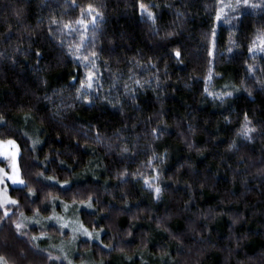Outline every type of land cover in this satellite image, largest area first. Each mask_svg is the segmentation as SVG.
Listing matches in <instances>:
<instances>
[{
  "label": "trees",
  "instance_id": "obj_1",
  "mask_svg": "<svg viewBox=\"0 0 264 264\" xmlns=\"http://www.w3.org/2000/svg\"><path fill=\"white\" fill-rule=\"evenodd\" d=\"M143 2L159 5L153 11L161 36L170 28L177 34L154 36L137 0H76L99 7L104 17L96 31L102 87L88 103L76 91L83 67L48 35L50 16L79 17L71 0H0V140L19 146L21 174L35 192L10 187V196L29 217L37 209L48 217L50 203L60 202L100 234L97 242L79 244L78 261L86 252L95 264H264V86L256 83L264 72L254 78L247 70L264 68L260 54L248 52L264 32V10L226 9L216 22L217 0ZM213 28L214 59L208 55ZM78 39L73 34L66 43ZM205 87L232 95L214 99ZM245 114L256 128L251 142L238 135ZM153 129L164 132L156 138ZM124 145L129 152L121 154ZM138 171L159 173V200ZM23 231L0 225V255L9 264H68L48 259L51 252L37 244L42 236L68 240V231L56 225Z\"/></svg>",
  "mask_w": 264,
  "mask_h": 264
},
{
  "label": "snow or ice",
  "instance_id": "obj_2",
  "mask_svg": "<svg viewBox=\"0 0 264 264\" xmlns=\"http://www.w3.org/2000/svg\"><path fill=\"white\" fill-rule=\"evenodd\" d=\"M217 3L220 5V7L216 10V14L214 17V20L216 22L221 21L222 16L226 17L227 12L226 9H230L232 12H235L237 8L244 7V8H251V9H261L264 10V0H258V2H253V0H235V3H225V0H217ZM71 4L75 6L79 10V17L75 19H57L55 16L49 17V26H48V35L52 37L53 39H59V43L62 47L68 48V55L71 56L75 61L79 62V66L83 67L84 73H83V79H80L76 81L79 84V87L76 89V91L80 94L77 98H83L88 103H91V99L89 97L93 93H98L99 89L102 87V85L99 83L100 80V72L98 68V61L101 59V55L99 52L96 51V31L99 28V22L104 19L103 13L100 10L99 7L93 5L92 3H88L84 6H80L76 3V0H71ZM169 6L170 5H166ZM159 5L156 4H145L143 0H137V8L139 15L146 23L150 22L151 24V30L153 32V35L156 37H159L161 40H167L174 35L177 34L176 28H170L168 30L164 31L163 36L160 35L161 29L157 27V15L153 11V9L158 8ZM23 9H18L16 12L17 17H21L23 14ZM183 16V13H177V19L179 20ZM237 17H232V19H236ZM224 23H230V20L225 18ZM89 26H91V32L92 36L89 38ZM27 30V29H25ZM75 34L79 37L78 40L74 41H67L66 43V37L72 36ZM216 29L213 28L210 33L209 37V44L210 49L208 51V55L210 57H213L214 59V51L216 47ZM232 43V41H230ZM229 52L232 51L231 48L228 49ZM19 51V49H17ZM248 52L255 58L257 54H260L261 59H264V32H260L256 38L251 42L250 46L248 47ZM35 55L39 57L41 53L39 51L35 52ZM173 55L176 57L178 62L181 58V52L178 48L173 49ZM39 62V61H38ZM211 64V61H209ZM137 66H139V61H137ZM249 74H252L255 78V73L257 71L264 72V68H258L253 65H248L247 68ZM74 80H76L75 77H73ZM212 79V68L210 67L208 70V76L207 80ZM41 83H46L45 81H41ZM134 83L138 85L139 87H143V84L140 83L139 80L134 79ZM256 83L261 84L264 86V79L256 78ZM127 87V86H126ZM204 91L207 93V95L212 96L214 99H220L221 101L224 98V95L231 96L232 92L229 91L223 95L214 94L207 87H205ZM245 91L248 92L249 96H251V90L245 89ZM128 92L131 94V99L135 100V92L133 89H128ZM115 106V105H113ZM30 119L29 116H25V120ZM245 122L242 126L240 132L238 133L239 136H241L243 139L251 142L253 140L252 133L256 132L255 127H251V121L248 119L247 115L245 114ZM4 123V120L2 116H0V124ZM157 132L160 134H163V129H153V135L158 138ZM27 135V133H25ZM31 139V138H30ZM95 142L96 143H102L103 137L101 136L100 132H96L95 134ZM33 147L37 143H39V140H33ZM0 145H7L11 146L14 151L8 152L5 151L3 153H0L9 163L5 167H0V185L3 187H0V225H4L8 222H10L15 229L16 234L18 235H24L23 229L26 228L25 221L28 219L25 217L24 213L22 211H19V201L16 199H13L8 194V182L11 183V185H19L22 186L19 190L24 191L27 190L28 194L30 196L35 195V192L31 188L30 185H28L23 178L21 174V169L18 164V156H19V146L16 144V142L12 139L7 140H0ZM111 147V146H109ZM232 147L235 148V142H233ZM129 148L124 145L120 147V153H128ZM149 163H151L149 161ZM41 176H43V173H40ZM129 173L122 172L120 173L121 177L128 176ZM137 176H140L143 180V184L146 186L147 189L151 190L154 194V199L159 200L161 198L162 188L158 185L159 180V173H156L155 175L151 177H145L143 173H140L139 171L134 174ZM46 179L51 180V177H46ZM58 183V181H57ZM92 198L91 196L88 197V207L92 206ZM11 206V207H10ZM15 208L16 212H14L12 209ZM18 213V216H17ZM35 216H39V210L37 209L34 212ZM48 219L52 220L55 219L59 221V218L52 216L48 217ZM33 223H40L39 219H36L32 221ZM61 227H67V224H61ZM161 225L158 223V227ZM165 231H167V228H164ZM84 235L88 236L89 238L92 237V233H90L87 229H83ZM37 239L36 236H32L31 240L35 241ZM35 246V245H34ZM62 251V249H61ZM112 251H115V249H112ZM121 252L124 251V249H120ZM165 251V255L166 250ZM67 259V256L64 257ZM48 259H55L59 260L60 257H53L51 253L48 254ZM0 264H9V260L5 255H0ZM68 264H72V262L69 260Z\"/></svg>",
  "mask_w": 264,
  "mask_h": 264
},
{
  "label": "rangeland",
  "instance_id": "obj_3",
  "mask_svg": "<svg viewBox=\"0 0 264 264\" xmlns=\"http://www.w3.org/2000/svg\"><path fill=\"white\" fill-rule=\"evenodd\" d=\"M1 125V124H0ZM28 127V126H27ZM29 129H32L31 127H28ZM39 144V143H38ZM37 144V145H38ZM11 146L7 145H0V153H3L5 151L11 152L14 151ZM20 153V149H19ZM19 160V156H18ZM9 161H7L2 155H0V167H5ZM8 194L10 187H22L19 185H11L10 182H8ZM69 185V184H68ZM66 185V187L68 186ZM0 187H3L0 185ZM50 208L52 209V213L48 217L55 216L59 218V221L55 219H48V217H43L41 215L39 216H34V217H29L26 216L28 219L25 221L26 223V228L30 227H39V228H47L52 225H56L60 227L64 231H68L70 233V238L68 240L66 239H61L59 241H55L54 239L48 238V236H42L40 237L41 240L37 242L38 245L41 244L47 249L49 252L54 254L55 257L59 256L60 259L64 260L65 262L68 263L70 260L72 264H95L93 262L92 257L90 256L89 253H84V257L81 261H78L76 259V256L79 254L78 247L81 242H97L100 239V234L92 233V237L89 238L88 236L84 235L83 229H86L80 222L78 218V214L73 211L71 208H67L68 206L62 205L60 202H55V203H50ZM11 207V206H10ZM60 207V208H59ZM70 207V206H69ZM85 208V207H84ZM39 219L40 223H33L32 221ZM61 224H67V227H61ZM62 249V251H61ZM65 255L67 256V259H65Z\"/></svg>",
  "mask_w": 264,
  "mask_h": 264
}]
</instances>
